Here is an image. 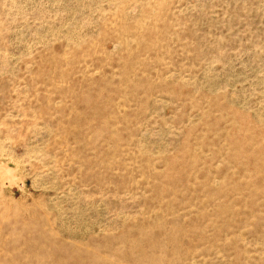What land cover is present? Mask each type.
I'll use <instances>...</instances> for the list:
<instances>
[{
	"label": "rangeland",
	"instance_id": "374dc122",
	"mask_svg": "<svg viewBox=\"0 0 264 264\" xmlns=\"http://www.w3.org/2000/svg\"><path fill=\"white\" fill-rule=\"evenodd\" d=\"M0 264H264V0H0Z\"/></svg>",
	"mask_w": 264,
	"mask_h": 264
}]
</instances>
